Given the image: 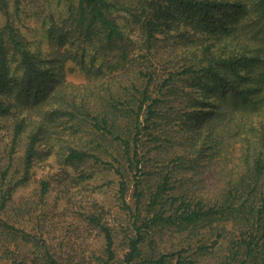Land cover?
Returning a JSON list of instances; mask_svg holds the SVG:
<instances>
[{
	"label": "trees",
	"instance_id": "16d2710c",
	"mask_svg": "<svg viewBox=\"0 0 264 264\" xmlns=\"http://www.w3.org/2000/svg\"><path fill=\"white\" fill-rule=\"evenodd\" d=\"M97 170L130 227L90 198ZM34 181L76 215L64 249L21 199ZM220 243L219 264H264V0H0V264H199Z\"/></svg>",
	"mask_w": 264,
	"mask_h": 264
},
{
	"label": "rangeland",
	"instance_id": "374dc122",
	"mask_svg": "<svg viewBox=\"0 0 264 264\" xmlns=\"http://www.w3.org/2000/svg\"><path fill=\"white\" fill-rule=\"evenodd\" d=\"M29 4H32L31 2H26ZM54 3V1H53ZM52 8V5H50ZM32 10V9H31ZM38 16L34 14V18L36 20ZM33 20L32 22H34ZM41 33V32H40ZM72 63L70 61L66 62V69H67V78L70 80H73L74 82H83L84 81V73L79 71L77 68L72 70ZM117 177L112 174L111 172L105 171V170H97L94 178L92 179V182L88 185L89 189L86 190L90 194V198L95 197V199L98 201V203L102 206H104L106 220L109 221L113 226H115L117 232L121 231V229L125 227L131 226V215L127 209H125L121 205V200L118 199L117 189H118V183H117ZM36 183L35 181L32 183L31 186L24 188L21 190L20 195H22L21 199H27L28 202H31L32 200L34 203L37 204L35 207L33 204V208L35 209L32 212V215H30L33 219L37 218L38 215H42L41 219L43 222L50 224L53 228L52 234L50 236L54 239V241H60L63 245V249L66 247L65 245H70L69 236L71 235L68 233L72 226L74 225L75 220H77L76 215L72 211L64 210L62 213V208L57 205V207H54L53 198L54 196L51 195L48 198H46V202H40V198L37 194V191L35 190ZM132 187L128 190V195L126 197V200L132 204ZM64 199H61L60 202H62ZM59 202V203H60ZM73 222V223H71ZM78 225L81 227L80 229H83L81 226V222L77 221ZM214 229H209V231H213ZM79 233V231H77ZM82 232V230H81ZM55 235V236H54ZM81 235V233H79ZM82 235H84L85 248H92L97 247L100 245V238L101 236L96 235L95 232H92L91 234L83 232ZM172 232H166L162 236V240L165 241V243H175L177 241V237H183L182 235ZM122 234H118L116 238V245H117V253L119 256L122 254V245L118 243L121 239ZM213 239V236H211ZM184 238V237H183ZM68 241V242H67ZM211 241V240H210ZM210 243V242H209ZM169 246V245H168ZM207 252V251H205ZM225 252V244L221 243L219 245L210 247L208 249V252L199 256L198 261L199 264H219L222 255ZM174 264V260L172 262Z\"/></svg>",
	"mask_w": 264,
	"mask_h": 264
}]
</instances>
